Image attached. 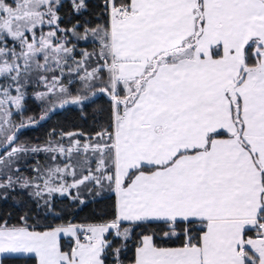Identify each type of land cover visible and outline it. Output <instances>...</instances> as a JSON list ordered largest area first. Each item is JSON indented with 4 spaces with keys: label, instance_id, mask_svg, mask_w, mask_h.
I'll list each match as a JSON object with an SVG mask.
<instances>
[{
    "label": "snow or ice",
    "instance_id": "1",
    "mask_svg": "<svg viewBox=\"0 0 264 264\" xmlns=\"http://www.w3.org/2000/svg\"><path fill=\"white\" fill-rule=\"evenodd\" d=\"M102 2L106 23L62 28L64 0H0V200L30 189L29 213L46 218L56 193L79 204L115 194L111 218L87 224L0 220V264H264V0ZM33 83L43 114L17 123ZM98 94L108 122L86 142L61 133L16 146L22 129ZM40 152L51 163L24 176L23 156ZM73 154H83L76 166L56 162ZM152 223L182 242L141 235L129 258L135 229Z\"/></svg>",
    "mask_w": 264,
    "mask_h": 264
},
{
    "label": "trees",
    "instance_id": "2",
    "mask_svg": "<svg viewBox=\"0 0 264 264\" xmlns=\"http://www.w3.org/2000/svg\"><path fill=\"white\" fill-rule=\"evenodd\" d=\"M89 5L97 8L94 13L102 11V0L90 1ZM84 49L85 46L82 45ZM79 86L76 84L75 87ZM94 101V102H93ZM108 97L103 94H98L92 98L86 106L68 104L54 114H51L49 118L41 121L35 126H30L22 129L19 133L17 145L44 147L49 139L60 140L61 133H67L73 131L75 133H84L83 136H77L81 140L88 137H93L102 126H106L108 122ZM43 105L41 101L36 98H32L31 102L23 106L22 112H14L12 119L19 123L22 120H26L28 117H39L43 114ZM104 111L101 112L100 109ZM55 129L56 134L50 136L51 130ZM64 138L61 142H66ZM71 141V139L69 138ZM10 149V148H9ZM2 151V150H0ZM81 156V154H79ZM50 154L40 153H28L23 156L20 164L21 173L24 176H35V172L32 170L34 166H48V160ZM25 191L16 189L10 193L11 198L8 200H0V220H7L12 225L21 224V217L26 213L30 214L33 218L28 222L29 224L36 225L38 230L42 226L62 224L68 221L77 224H87L94 222L101 218V215L107 213V217L111 218L112 208L115 200L114 193H107V198H90L84 195L86 200L85 204H79L75 202L70 196H56L54 197L55 215L49 214L45 218L44 215H37L36 211L29 213V209L34 207V203L25 195ZM84 189H81V193ZM166 230V229H165ZM154 240L161 246H178L183 237L169 236L164 237L161 230V226L154 223L141 225L135 229L134 239L129 244V250L127 256L132 257L134 247L138 244L141 235L153 234ZM69 239L62 237V243L67 245ZM8 264H34L27 257H6Z\"/></svg>",
    "mask_w": 264,
    "mask_h": 264
},
{
    "label": "rangeland",
    "instance_id": "3",
    "mask_svg": "<svg viewBox=\"0 0 264 264\" xmlns=\"http://www.w3.org/2000/svg\"><path fill=\"white\" fill-rule=\"evenodd\" d=\"M90 1H95V0H88V7L86 11H83L80 14H76L73 12L71 4L69 3V0H64V4L63 7L60 8L59 13L62 17V20L60 21V26L62 28H69L71 27L72 24L76 23L77 21H79L81 24H85V22H90L88 24H85L86 27H92L94 25L97 24H102V23H106L107 22V15L105 14V11L103 12V14H98V13H94L93 11H95L97 8H95L94 4L93 5H89L91 2ZM101 1V0H99ZM95 15V16H94ZM49 30V28L47 26L44 27V31L47 32ZM79 31L82 33L83 32V28H80ZM72 43H77L78 44V48L80 49H84L82 47L85 46L86 49L88 51H91L92 48L96 47V45L94 43L90 41L85 42V41H80L77 42L75 39L72 40ZM77 59H79V56H77ZM69 78H73V77H69ZM67 82V80L65 81ZM79 87V86H77ZM43 87L42 86H37L35 83H33L32 85L29 86L28 88V95L26 96L25 100L23 101V106L30 103L32 98H36L33 93L35 92H39V91H43ZM75 94V92L73 93ZM14 108V106H13ZM67 133H75L73 131L67 132ZM65 141L66 142H62L65 146H69L72 143V139L71 141L69 140V138L65 137ZM74 139H79L81 141V143L86 142L87 138L84 140H81L80 138H78L77 136L74 137ZM10 151V149H9ZM83 159V154H81V156H79L78 154H73L71 157V160L69 161L67 158L63 157V156H58L57 157V163L61 164V166L64 163H71L73 166H76L78 164L79 161H81ZM51 163V160H48V165ZM77 171H79V169H77ZM66 179L68 180V182H72V177L71 176H67ZM83 189V188H81ZM81 191V190H80ZM72 194L75 195L76 194V190L73 189L72 190ZM67 194H60V193H56L54 194V197L56 196H66ZM69 196V195H67ZM71 197V196H70Z\"/></svg>",
    "mask_w": 264,
    "mask_h": 264
},
{
    "label": "crops",
    "instance_id": "4",
    "mask_svg": "<svg viewBox=\"0 0 264 264\" xmlns=\"http://www.w3.org/2000/svg\"><path fill=\"white\" fill-rule=\"evenodd\" d=\"M104 11H105V9H104V6H103L102 11L98 12V14H103ZM107 21H108V16H107ZM64 238L69 239L68 237H64Z\"/></svg>",
    "mask_w": 264,
    "mask_h": 264
},
{
    "label": "water",
    "instance_id": "5",
    "mask_svg": "<svg viewBox=\"0 0 264 264\" xmlns=\"http://www.w3.org/2000/svg\"><path fill=\"white\" fill-rule=\"evenodd\" d=\"M59 110H61V109H57L56 111H59Z\"/></svg>",
    "mask_w": 264,
    "mask_h": 264
}]
</instances>
